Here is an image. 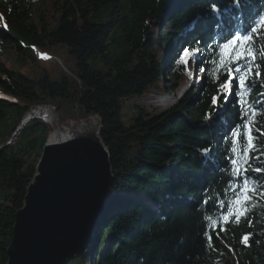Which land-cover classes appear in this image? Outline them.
Here are the masks:
<instances>
[{
	"label": "trees",
	"instance_id": "1",
	"mask_svg": "<svg viewBox=\"0 0 264 264\" xmlns=\"http://www.w3.org/2000/svg\"><path fill=\"white\" fill-rule=\"evenodd\" d=\"M49 1L34 22L31 0H0L11 24L7 33L0 18V54L7 50L14 59L0 65V96L12 101L0 98V264L7 263L15 214L51 130L39 121L21 123L44 108L54 125L99 118L114 178L89 253L66 264H218L231 256L229 245L238 264H264V172L247 174L258 182L251 210L239 221L220 220L231 187L239 191L231 141L246 118L236 82L224 97L217 89L226 77L211 75L217 47L264 15V0ZM164 18L169 32L161 39ZM177 42L199 51V68L207 69L203 84L168 109L135 104L187 81L181 71L165 80ZM34 50L50 59H38ZM257 62L264 80V59ZM261 93L257 81L249 97L257 110L250 164L264 169Z\"/></svg>",
	"mask_w": 264,
	"mask_h": 264
},
{
	"label": "water",
	"instance_id": "2",
	"mask_svg": "<svg viewBox=\"0 0 264 264\" xmlns=\"http://www.w3.org/2000/svg\"><path fill=\"white\" fill-rule=\"evenodd\" d=\"M99 118L49 134L15 214L6 264H66L89 253L113 185ZM56 130V131H58Z\"/></svg>",
	"mask_w": 264,
	"mask_h": 264
},
{
	"label": "snow or ice",
	"instance_id": "3",
	"mask_svg": "<svg viewBox=\"0 0 264 264\" xmlns=\"http://www.w3.org/2000/svg\"><path fill=\"white\" fill-rule=\"evenodd\" d=\"M234 2L239 4L240 0H234ZM211 11L219 13L220 9L216 4H213ZM5 27H7L6 24ZM216 53V58L211 61L214 65L211 75L213 79L218 81L221 76L226 77L220 82L217 91L224 97L231 95L233 81H235V94L241 107L242 119L246 118L245 123L233 129L232 132L231 174L234 178L239 179L241 183L237 186L239 191L236 190V187L230 186L234 196L228 201L226 213L220 217L221 221L227 223L233 216H235V221H239L254 206L250 202L253 196L258 194V182L252 180L247 174L249 172H264V169L252 168L250 164L251 153L256 148L253 126L257 110L249 100L253 84L260 81V86L264 87V80L261 79L262 66L257 62L260 59H264V15L254 21L246 32L237 31L231 34L229 38L225 39L217 47ZM197 55L198 50L186 48L182 51L180 61H178V63H183L190 77L193 73L189 71V63H195ZM42 58L47 57L42 56ZM206 71L207 69L204 67L199 68L200 73H205ZM261 95H264V93H261ZM218 99L219 96L212 98L214 106L217 105ZM261 134L264 135V131H261ZM259 194L264 195V193ZM209 227L215 229L216 221L210 220ZM205 235L211 241V235L208 232ZM247 239L248 237L244 236L243 242H246Z\"/></svg>",
	"mask_w": 264,
	"mask_h": 264
},
{
	"label": "rangeland",
	"instance_id": "4",
	"mask_svg": "<svg viewBox=\"0 0 264 264\" xmlns=\"http://www.w3.org/2000/svg\"><path fill=\"white\" fill-rule=\"evenodd\" d=\"M50 7V1L49 0H31V20L32 21H37L38 18L40 17V14H42L45 10H48ZM0 18L3 21V24L7 25L6 30H9L10 27V21L7 19V13L5 12H0ZM166 18L162 19V23H161V30H160V38L161 39H165L167 37V33L169 32V24L167 23V21H165ZM176 45L175 43L173 44V46ZM178 46V54L176 58H171L172 60V66L165 67V80H169L171 79V75L173 72L175 71H181L183 73L187 74V77L190 78V80L188 79L187 84H185L183 87L181 88H175L173 90H169L166 93H161L158 95H154V96H149L145 99H141L139 101H136L135 104L140 105L148 110H151L152 108H158L160 110L162 109H168L169 105L171 103L177 102L178 100V96L180 95L181 91H183V95L186 94L189 90H191L193 87L196 86V80L197 78H199L198 74V65L197 62L200 61L201 57L196 56L195 57V63L190 62L189 63V71H191L193 73V75L190 77L188 75V72L185 70V66L183 65V63H178V61H180V57H181V53L182 51L185 49V47L183 45H181V43L177 44ZM199 54V53H198ZM48 60V57L45 59ZM53 62H57V59H54ZM14 63V59L13 56L11 55V53H9L7 50L2 52L0 54V65L2 64H6V65H13ZM194 78V80H193ZM165 94H167V96L165 97L164 101H162V97L165 96ZM182 96V95H181ZM161 97V98H160ZM4 100L9 101L5 96L1 97ZM10 102V101H9ZM53 111H54V107ZM52 111V112H53ZM35 114L33 117L36 118H43L45 122H42V124L44 123V125H47L51 130L49 134L54 133L53 135H56L57 132L56 130L61 129L63 127H66L68 125H71V123H63L61 125H54V122H52V114L49 111V108H44V109H36L35 110ZM52 123V124H51ZM60 131V130H58ZM13 141V140H11ZM11 144V142L8 143V145ZM122 196H127V194L122 195ZM138 197V196H136ZM91 247V246H90ZM228 249L230 250L231 256H222L219 263L218 264H238V261L240 260L239 255L234 251L232 245L228 246Z\"/></svg>",
	"mask_w": 264,
	"mask_h": 264
},
{
	"label": "bare ground",
	"instance_id": "5",
	"mask_svg": "<svg viewBox=\"0 0 264 264\" xmlns=\"http://www.w3.org/2000/svg\"><path fill=\"white\" fill-rule=\"evenodd\" d=\"M31 118H36V117H31ZM37 119H41V120H44V117L43 118H37ZM44 122H45V120H44ZM57 132H60V133H57L56 135H52V139L53 140H56V139H58V138H63V137H65V133H64V131L62 132L61 130L60 131H57Z\"/></svg>",
	"mask_w": 264,
	"mask_h": 264
},
{
	"label": "built area",
	"instance_id": "6",
	"mask_svg": "<svg viewBox=\"0 0 264 264\" xmlns=\"http://www.w3.org/2000/svg\"><path fill=\"white\" fill-rule=\"evenodd\" d=\"M52 124V123H51Z\"/></svg>",
	"mask_w": 264,
	"mask_h": 264
}]
</instances>
